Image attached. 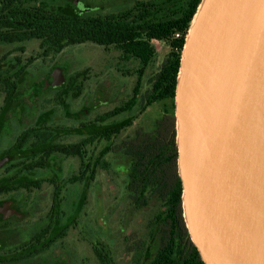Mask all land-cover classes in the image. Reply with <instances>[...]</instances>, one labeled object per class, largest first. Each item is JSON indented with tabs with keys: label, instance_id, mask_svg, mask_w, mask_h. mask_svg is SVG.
Here are the masks:
<instances>
[{
	"label": "water",
	"instance_id": "1",
	"mask_svg": "<svg viewBox=\"0 0 264 264\" xmlns=\"http://www.w3.org/2000/svg\"><path fill=\"white\" fill-rule=\"evenodd\" d=\"M174 118L183 220L200 260L264 264V0H201Z\"/></svg>",
	"mask_w": 264,
	"mask_h": 264
},
{
	"label": "trees",
	"instance_id": "2",
	"mask_svg": "<svg viewBox=\"0 0 264 264\" xmlns=\"http://www.w3.org/2000/svg\"><path fill=\"white\" fill-rule=\"evenodd\" d=\"M33 1L0 2V42L38 40L45 53L51 50L54 55L70 46L91 43L105 49H115L122 62L134 60L139 64L129 96L112 110L98 115L96 118L99 121L104 124L134 110L139 116L156 102L170 101L173 110L181 52L201 0H181L177 11L159 18L155 17L158 5L152 2H137L124 13L102 16L93 15L91 11L81 12L77 7L75 13L48 11L37 7ZM68 1L77 4V0ZM154 42L163 43L168 53L143 85V73L155 59ZM83 77V72L65 76V82L55 89L57 106L62 108L66 99L80 96ZM134 116L103 125L101 133L102 142L106 143L102 150V169L109 170V164L104 161L108 154L122 155L129 161L124 187L129 204L141 210L148 206L151 198L158 202V209L147 225V238L150 242L157 239L158 248L145 262L142 252H138L134 264H203L188 237L183 220L174 113L165 109L152 131L140 128L133 137L113 143L112 139L132 124ZM96 138L98 136L94 135L69 147L58 148L55 143L54 152L65 158L76 156L82 160L81 149ZM94 176L95 173L81 170L67 180L71 184H80L93 181ZM78 214L77 208L71 218L72 228ZM107 253L102 252L103 264H113Z\"/></svg>",
	"mask_w": 264,
	"mask_h": 264
},
{
	"label": "flooded vegetation",
	"instance_id": "3",
	"mask_svg": "<svg viewBox=\"0 0 264 264\" xmlns=\"http://www.w3.org/2000/svg\"><path fill=\"white\" fill-rule=\"evenodd\" d=\"M41 1L33 3L38 7ZM28 44L36 46L30 55H26ZM53 56L51 50L45 53L40 48L38 40L0 42V264H103L104 251L113 261L109 249L99 242L97 236L87 248L90 255L88 261L86 257L79 260L72 258L70 233L77 223L72 228V217H66L61 210L63 200L60 194L64 189L61 183L54 181L52 170L56 165L53 158L59 156L76 161V173L88 170L96 174L102 170L103 123L95 118L87 125L83 118L68 117L56 124L55 107L63 111L66 105L64 102L61 108L55 103V89L63 83L59 86L47 85L52 73L62 74L59 70L50 69ZM39 61L44 68L37 67ZM44 73L48 74L38 84L39 76ZM31 77L37 85L21 92ZM42 92L52 94V97L50 95L49 98L46 93L45 99L40 96ZM26 99L32 104H25ZM33 99L37 102L34 103ZM74 115L76 112L71 113V116ZM62 121L77 125L72 128ZM90 126H94L93 133L88 132ZM60 131L65 132V136L78 135L80 138L73 144L61 146L56 137ZM94 135L98 138L81 149L83 162L76 156L65 158L54 152L55 143L58 148L69 147ZM67 182L66 185L71 184L69 180ZM84 233L79 231L82 242H85ZM147 246L143 241L130 250L131 264H134L138 252H142L145 258Z\"/></svg>",
	"mask_w": 264,
	"mask_h": 264
},
{
	"label": "rangeland",
	"instance_id": "4",
	"mask_svg": "<svg viewBox=\"0 0 264 264\" xmlns=\"http://www.w3.org/2000/svg\"><path fill=\"white\" fill-rule=\"evenodd\" d=\"M78 2V9L81 12L87 10L93 15L102 16L124 13L134 7L137 2H152L158 5L155 10V17L158 18L174 13L181 6V0H79ZM37 5L48 10L72 13H75L76 8V5L68 0H43ZM153 46L156 49L155 59L143 73V85L158 69L168 53V48L163 43L154 42ZM26 47V55L34 53L31 50L36 48L35 44H28ZM119 57V52L115 49H105L91 43L67 47L53 56L49 64L51 70H59L64 77L77 72H83L84 76L79 98L66 99L64 101L66 107L63 111L56 110L55 107L56 124L62 118L71 117L72 119L83 118L86 124L90 125L88 123H92L98 115L112 110L129 96L136 80L135 71L140 66L134 60L122 62ZM37 67L44 68L40 61ZM47 74L39 76L38 84ZM36 85L37 82L31 77L21 88V92H24L27 87ZM46 93L42 92L40 96L43 95L42 97L46 99L48 94ZM52 94H50L51 97ZM50 95L48 94L49 98ZM33 100L34 103L37 102V99ZM25 104L32 103L26 99ZM165 109L169 113H174V108L171 110L170 101L156 102L139 116L134 110L132 113L119 115L103 125L121 122L135 115L132 124L112 139L113 143H117L133 137L135 131L140 128L147 132L152 131L156 120L161 117ZM74 112L76 115L71 116ZM62 123L72 128L77 125V123L68 124L63 121ZM88 132L93 133L94 126H90ZM57 134L58 143L61 146L73 144L80 138L78 135L65 136V132L61 131ZM105 145L106 143L103 142L102 147ZM53 160L56 167L52 170V174L64 189L60 194L63 200L61 210L65 212L66 217H72L77 208L79 209L77 215L79 217L75 222L77 226L70 233L72 258L79 260L86 257L88 261L90 255L87 248L89 243L94 242L97 237L99 242L109 249L113 264H131L130 250L137 248L143 241L148 245L144 262L156 252L158 240L155 239L152 242L148 240L147 225L158 209V202L155 198H151L148 206L141 210H136L129 204L124 190L125 172L129 164L127 158L122 155H106L104 161L109 164V170H98L93 181H84L81 185H66L67 178L77 172L76 161L65 160L59 156H54ZM79 231L85 232L82 235L85 242L80 240Z\"/></svg>",
	"mask_w": 264,
	"mask_h": 264
}]
</instances>
